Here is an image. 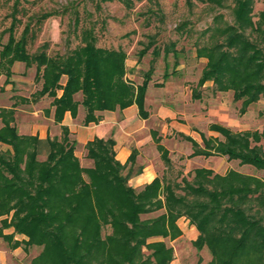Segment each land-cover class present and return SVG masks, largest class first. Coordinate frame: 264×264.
I'll return each mask as SVG.
<instances>
[{
	"label": "trees",
	"instance_id": "1",
	"mask_svg": "<svg viewBox=\"0 0 264 264\" xmlns=\"http://www.w3.org/2000/svg\"><path fill=\"white\" fill-rule=\"evenodd\" d=\"M254 1L234 0L232 21L217 24L220 14L215 15L214 24L205 29L210 30V43L196 48L197 54L206 57L200 83L212 80L218 90L231 88L245 104L264 95V7L254 19ZM0 44V66L4 62L7 76L16 60L35 64V78L41 79L35 96H52L55 121H61L66 110L75 116L79 104L84 108L83 123L97 121L98 110L131 103L146 116L149 71L137 85L128 80L122 48L99 46L88 34L64 53L49 54L46 46L29 52L24 34L16 38L11 27L7 40ZM77 92L80 99L74 96ZM13 113V108H0V142L11 146L0 148V216L5 215L0 223L26 237L14 240L12 247L20 243L24 249L41 246L30 264H169L172 248L164 241L148 239L177 237L181 230L176 221L182 216L198 231L193 245L209 250V264H264V178L196 167L191 179L183 176L178 182L154 176L137 189L127 181L131 167L123 172L127 161L133 162V149L121 162L115 156L113 136L87 140L84 146L92 165L84 166L66 125L61 124L59 137L42 139L18 133L10 123ZM212 127L228 140L213 143L204 138L200 145L186 136L193 146L189 155H227L264 168V149L249 144L250 134L258 139L256 132H233L219 124ZM42 143L47 144V151L40 159ZM162 153L169 161L167 149L162 148ZM160 209L163 212L155 217L141 218ZM106 227L111 231L103 235Z\"/></svg>",
	"mask_w": 264,
	"mask_h": 264
},
{
	"label": "rangeland",
	"instance_id": "2",
	"mask_svg": "<svg viewBox=\"0 0 264 264\" xmlns=\"http://www.w3.org/2000/svg\"><path fill=\"white\" fill-rule=\"evenodd\" d=\"M233 5L234 0H223L221 5L200 0H0V40L2 43L7 40L11 27L16 38L24 34L29 52L46 46L49 54H55L81 44L83 36L91 34L97 45L119 47L125 51V76L134 85L139 84L144 72L149 71L150 79L144 95L146 116L138 113L126 128L136 127V130H121L119 135L130 149L129 154L133 149V162L127 161L123 172L131 167L127 181L137 189L149 182L142 176H159L163 180L180 182L183 176L191 179L196 167L210 168L218 174L234 170L264 178V168L242 163L237 158L221 154L189 155L193 146L186 136L200 145H203L204 138H210L213 143L228 140L212 127L213 124L233 132H256L258 139L250 134L249 144L261 145L264 149V95L245 104L242 98L234 96L233 89L218 90L212 80L200 83L199 79L206 57L197 54L196 48L210 43V30L205 29L214 24L215 15L220 14L217 24L233 20ZM263 7L264 0L254 1V19ZM1 48L0 44V51ZM2 65L0 102L10 93L16 99L13 105L21 104L17 122L22 126L27 120L48 123L41 122L46 120L43 117L24 111L33 105H47L49 102L51 105L52 96H35L36 89L41 86V79L35 78V64L25 65L16 60L9 67V76L4 62ZM64 80L65 75H62L61 82ZM19 96L26 100L22 101ZM74 96L80 99L81 93ZM43 97L45 101L41 100ZM8 107L15 111L13 106ZM8 116L4 113L3 117L8 119ZM15 118L13 113L10 123L15 124ZM2 125L0 115V127ZM17 131L38 136L18 128ZM61 131V125L52 122L48 124L47 134L38 137H59ZM69 136L74 138L71 132ZM3 143L0 142L1 149H5ZM7 145L11 148L10 144ZM162 148L167 149L169 161H166ZM114 149L116 153L115 145ZM46 151L47 144H40L38 157L43 159ZM75 153L82 165H92L84 145L76 142ZM176 190L182 191L180 188ZM161 212L163 209L142 214L141 218H152ZM4 217L0 216V220ZM176 224L181 230L177 237L156 236L148 240L164 241L172 248L173 258L169 264H209L211 254L207 247L197 249L192 243L198 235L195 226L183 216ZM110 231L106 227L102 234ZM0 232L12 237L5 239L0 235V264H30L41 251V246L36 245L24 249L22 243L12 247L14 240L26 239L22 234L13 233L12 226L1 227L0 223Z\"/></svg>",
	"mask_w": 264,
	"mask_h": 264
},
{
	"label": "crops",
	"instance_id": "3",
	"mask_svg": "<svg viewBox=\"0 0 264 264\" xmlns=\"http://www.w3.org/2000/svg\"><path fill=\"white\" fill-rule=\"evenodd\" d=\"M10 95L11 94L9 93L7 95V99L5 100L3 98V101L0 102V106H13L15 108V124L18 130L28 133H37L38 136L44 137L47 134L49 123L54 122L57 125L64 124L68 127L77 143L81 145H84L87 140L92 139L94 136L107 137L112 134L114 135L115 139L114 145L117 151L116 157L122 162L127 159L130 149L125 145V140L120 139L119 135L121 134V130H136V127L134 129H126L127 126L130 125L131 122L138 117V106L136 103H131L130 105H127L123 108L98 110L97 114H99V119L97 121H89L88 123L82 122V118L84 116V108L81 104H79L78 111L75 116H72L70 111L66 110L61 121H55L53 116L54 106L50 105V102L47 105L44 103L42 105H33L27 103V105H33V107L24 109L27 114H33L38 117H43L46 120L41 122L46 121L48 123H40L39 121L35 122L27 120L26 125L22 126V124L20 125L17 122V114L22 109V107H20L21 104L17 103V105H13L16 99H13L14 97H11ZM41 100L45 101V97L41 98ZM46 108H49L48 112L45 111ZM114 130L116 132H114ZM127 133L131 134V132ZM130 134H127V137H129ZM3 145H6L4 146V148L8 147L6 143H3ZM142 177H144V181H150L152 179L145 176Z\"/></svg>",
	"mask_w": 264,
	"mask_h": 264
}]
</instances>
